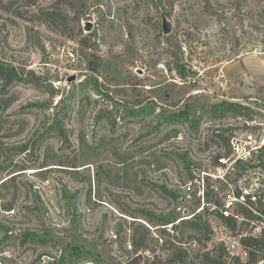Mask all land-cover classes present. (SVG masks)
I'll return each instance as SVG.
<instances>
[{
	"label": "rangeland",
	"instance_id": "1",
	"mask_svg": "<svg viewBox=\"0 0 264 264\" xmlns=\"http://www.w3.org/2000/svg\"><path fill=\"white\" fill-rule=\"evenodd\" d=\"M0 61L22 74L0 81V147H31L0 187V264H202L222 244L238 264L228 243L263 236L264 148L231 178L247 206L213 175L224 138L264 140V0H19L0 7Z\"/></svg>",
	"mask_w": 264,
	"mask_h": 264
},
{
	"label": "trees",
	"instance_id": "2",
	"mask_svg": "<svg viewBox=\"0 0 264 264\" xmlns=\"http://www.w3.org/2000/svg\"><path fill=\"white\" fill-rule=\"evenodd\" d=\"M17 1H19V0H9V1L0 0V7H2L6 11H10L11 9H13V6ZM24 1L28 4H32L36 0H24ZM21 77H22L21 71L18 68H16L13 64L0 61V81L2 83V90L4 93H6L5 90L8 86L13 84L15 81L20 80ZM11 101L12 100L9 97L7 98L6 96H0V129L3 128L2 121H1V119H2L1 114H2L3 110L7 109L10 106ZM226 105L228 107L222 108L221 111H219L218 109L214 110L215 113L220 112L221 114H224L225 112H222V111L226 109L227 111L239 112V114L245 115L246 112L244 110H248V108L244 107L240 103H236V104L227 103ZM248 113L250 114V112H248ZM251 113H252V111H251ZM56 127L59 128L58 125H56ZM215 133H216V135L222 136L221 134H219V132H215ZM224 141L227 145V148H228L227 152H228L229 151L230 137L224 138ZM0 144H1V146L3 145V143H0ZM31 144H32V146L33 145L36 146L34 140L31 142ZM38 145H39V142L37 143V146ZM30 148H31L30 143L11 144V145H6L5 147L4 146L0 147V187L9 186L8 184L10 183V181L14 180L20 174L19 173L20 171H23V170L29 168V167H25L23 165H20V166L14 165L13 164V158H11V155H12L11 153H13V152H16L19 154L20 153L21 154L26 153V152H29ZM220 155H218L216 157V162H218V157ZM12 165H13V168H12ZM4 172H8L7 175L1 176V174H3ZM2 196L4 197L3 193H2ZM259 201L262 203L261 199ZM217 203L220 205L222 202L218 201ZM12 205H13L12 203L5 205V207H4L5 212L8 211L9 209L13 208ZM239 212L246 214L248 216L254 215L250 210H248L245 207L241 208V210L239 209ZM221 214L224 215L223 213H221ZM261 215H262L261 217H264V206L261 208ZM232 219L234 221H236V219H234V218H232ZM5 227H4V229L7 232H9V231L11 232L10 229H8L7 227L5 228ZM8 238H10V236H8ZM33 240L38 241V242H42V243L45 242L43 237L41 235H39L38 233L28 232V233L24 234L22 243H23V245H26L29 242H33ZM243 242L250 247H252V245H255L258 248L264 249V238L263 237L258 238V237H254V236H248V237L244 238ZM217 250H218V253L215 252L216 254H213V255H212L211 250L202 254L203 255V263L202 264H224L223 259H224L225 252H226L225 245L222 244ZM188 257H189L188 254L180 253L176 256L174 263H177L176 261H182V263L185 264ZM257 257L258 256H257L256 252L251 251L249 264H254V262H256L258 260ZM141 258L142 257L139 256V258H138L139 261L137 262L138 264L142 263V261L140 260ZM152 264H158V263H157V261H153Z\"/></svg>",
	"mask_w": 264,
	"mask_h": 264
},
{
	"label": "built area",
	"instance_id": "3",
	"mask_svg": "<svg viewBox=\"0 0 264 264\" xmlns=\"http://www.w3.org/2000/svg\"><path fill=\"white\" fill-rule=\"evenodd\" d=\"M263 148H264V140L263 141L255 140L253 139L252 136H248L247 139L232 137L229 144V151L224 154H221L218 157L217 167L213 177L221 179L222 181L224 180L228 183L229 187L224 194V200L226 201L225 206L227 209L231 208L232 205H234L235 203H242L246 205L249 202H252L253 197L257 199V195L254 193H250L247 188H241V189L239 188L240 190H238V194H237V191H235L234 186L237 184L239 176L236 177L237 179L236 178L231 179V178L235 175V173H237L238 171L237 168L239 165L254 159L255 156ZM262 163L260 162L259 165H262ZM193 188H194L193 181H191L187 184L186 189L188 191H191L193 190ZM200 188L204 193L205 180H202V184ZM262 205L264 206V204ZM227 209H225L226 212H229ZM9 215H12V213H10ZM258 231H260V234L264 236V217L261 222V225L259 226ZM251 236L258 238L263 237V236H255V235H251ZM246 237L248 236L240 235V237H237L238 239H234L230 245L228 243L227 248L232 254L231 260L234 263L235 260L238 264H242L243 262L245 261L247 262L248 260H250L251 251L260 253L258 250H255L254 248L246 245L243 242L244 238ZM261 255L262 256L258 258V260L254 262V264H264V252Z\"/></svg>",
	"mask_w": 264,
	"mask_h": 264
},
{
	"label": "water",
	"instance_id": "4",
	"mask_svg": "<svg viewBox=\"0 0 264 264\" xmlns=\"http://www.w3.org/2000/svg\"><path fill=\"white\" fill-rule=\"evenodd\" d=\"M163 25H164V32L166 34H169L172 31V24L171 22L167 19V17L164 15L163 16ZM93 28V25L91 22H86L85 24V29L90 31ZM75 80V76L69 77L68 81H73Z\"/></svg>",
	"mask_w": 264,
	"mask_h": 264
}]
</instances>
